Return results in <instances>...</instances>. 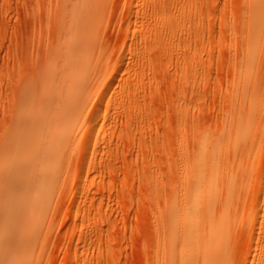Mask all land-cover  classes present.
Listing matches in <instances>:
<instances>
[{
    "label": "rangeland",
    "instance_id": "1",
    "mask_svg": "<svg viewBox=\"0 0 264 264\" xmlns=\"http://www.w3.org/2000/svg\"><path fill=\"white\" fill-rule=\"evenodd\" d=\"M77 1L0 0V264L179 261L161 227L171 194L179 218L181 174L202 158L210 177L197 192L241 191L219 210L231 216L223 238L208 233L210 253L228 256L212 263L264 264L249 0H97L82 26ZM245 118L254 146L227 163Z\"/></svg>",
    "mask_w": 264,
    "mask_h": 264
},
{
    "label": "bare ground",
    "instance_id": "2",
    "mask_svg": "<svg viewBox=\"0 0 264 264\" xmlns=\"http://www.w3.org/2000/svg\"><path fill=\"white\" fill-rule=\"evenodd\" d=\"M97 4H98L97 0H78L77 2H75L74 4L75 8L77 7L76 5H78L79 6L78 10H81L79 14H82L81 18L79 17L81 21L80 22L76 21L78 26H82L83 22L84 24L88 22L89 17L91 15L96 14L95 10L99 9V8L95 9L96 7H98ZM247 5H248V8H247L248 9L247 11V18H248L247 25L248 26L246 25L247 26L246 29L248 32L247 33L245 32V33L248 35H246L247 44L245 46L246 52H244L243 59H244V66L246 67V70H248L247 72L249 73L250 77L248 76V80L246 77H244V79L246 78V80L250 81L251 83L252 81L251 74L255 73L261 76L260 71H262V78L260 77L259 80L264 84V66L261 65L262 63L264 65V0H249ZM75 15H76V20H77V17H78L77 13H75ZM70 21L72 22L71 19ZM76 22L74 21V24ZM78 26H76L75 24L74 27L77 28ZM76 31L79 33L78 30ZM83 33L84 31L80 32L79 33L80 36L83 35ZM78 59L75 58L74 61H72L73 63L72 66L78 67L80 60H81V59L80 60ZM253 80H255V78H253ZM244 83L242 84V86L246 84ZM256 83L257 81L255 82V84ZM71 101L73 102V99ZM62 111H63V114H61L62 115L61 117L64 118L67 115L65 112L66 109ZM245 119L247 120L245 122L237 121L234 127L233 132L235 136L240 137V143L232 149L231 151L232 153H230L229 155L227 154V158H226L227 163L229 159H233V157L247 153L248 151L252 150L254 146V144L252 143V137L250 136V131L247 132L248 126L254 122H251L249 118H245ZM218 139L219 138L217 137V142H214V141L212 142L213 153H216V150L218 151L217 148L221 147L222 150L224 148V144L222 145V139L221 140H218ZM57 141L58 140L55 141V144ZM211 157H212V160H214L213 159L214 155H211ZM55 159L57 160L56 161L54 160L55 162L50 164V167L51 168L53 167L52 175L56 174L55 172L57 171L55 170H58L56 167H58V164L60 163V161L58 160V157H55ZM205 159L206 158H202V160L197 159L195 162H192V165L190 167V172L188 173L187 171L188 175L181 174L182 181H181V190H180L181 192L180 200L182 201L181 204L184 203L185 201H186V204L183 205L181 208H178L179 218L173 222H172V219H173L172 211L174 212L176 211V209L174 208V204H173L174 202H176V199L174 198L175 196H173L174 194H171L169 197V200L167 201L168 203L167 209L165 212L163 227L161 228L164 232L165 241L167 245H169V247L172 249L175 248V250L177 251L179 261H162L163 263H160V264H197L198 262L196 263V261H200V263H205V264H213L212 263L213 261H225L228 257V256L225 257L224 255L225 253L221 251L222 249H219V248L211 249V253H210L209 245H206L208 244V233L210 236L212 235V238L213 237L223 238L224 233L226 232V227H229L228 222L231 216H227L225 215V213H220L219 210L225 205L227 206L229 202H232L233 198L235 199L237 196L240 198L241 191L240 192L236 190L232 192L230 191L228 192V195L226 197H223V195H221L218 192V190H214V191L203 190L202 194L197 192L199 187L200 186L203 187L205 185V181L207 180V178L210 177L208 173V168L207 166L204 165V163L206 162ZM56 162L58 163L55 164ZM202 165H204V167ZM45 177H43V181L45 180ZM49 178L47 179L49 180ZM52 179L54 178L52 177ZM218 182H219V186H222V187L224 186V181L222 178H219ZM215 183H217L216 179H215ZM27 207H28L27 209H29L27 212H29L31 216H33L35 207H33V205L30 203L27 205ZM211 209H214L216 212L213 214H210ZM186 212L189 214L188 217L193 219V221L190 223L184 219L185 217L183 214H186ZM30 214L28 215L29 222L31 218ZM234 214L235 213H233V215ZM206 246L208 247V249L205 248ZM216 249L217 250L219 249V250L217 251Z\"/></svg>",
    "mask_w": 264,
    "mask_h": 264
}]
</instances>
